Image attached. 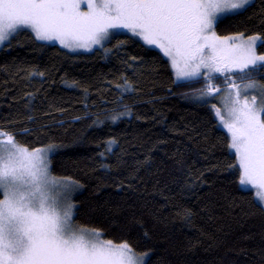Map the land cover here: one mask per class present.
<instances>
[{"label":"trees","instance_id":"16d2710c","mask_svg":"<svg viewBox=\"0 0 264 264\" xmlns=\"http://www.w3.org/2000/svg\"><path fill=\"white\" fill-rule=\"evenodd\" d=\"M252 4L216 32L264 41V0ZM115 44L72 53L17 36L0 49V127L29 147L52 144V175L76 185L74 221L127 240L149 264H264V211L229 167L227 132L193 99L201 85L178 87L167 58L142 41ZM122 77L136 91L121 100ZM123 104L131 116L107 118Z\"/></svg>","mask_w":264,"mask_h":264},{"label":"snow or ice","instance_id":"6c2138e0","mask_svg":"<svg viewBox=\"0 0 264 264\" xmlns=\"http://www.w3.org/2000/svg\"><path fill=\"white\" fill-rule=\"evenodd\" d=\"M252 6V0H0V48L27 33L42 47L58 42L71 52L96 48L107 55L113 41L116 47L129 40L142 41L148 54L158 49L178 87L201 85L193 99L226 129L237 161L229 167L264 211V83L255 79L264 73V53L257 52L262 37L216 32ZM122 80L116 84L121 100L136 91ZM122 108L107 118L131 116L128 105ZM114 144L110 140L107 150ZM53 149L29 147L0 127V264H149L148 254H137L127 240L104 238L100 229L73 220V183L52 175Z\"/></svg>","mask_w":264,"mask_h":264},{"label":"rangeland","instance_id":"374dc122","mask_svg":"<svg viewBox=\"0 0 264 264\" xmlns=\"http://www.w3.org/2000/svg\"><path fill=\"white\" fill-rule=\"evenodd\" d=\"M253 1L254 0H252V3H253ZM218 34V33H217ZM219 35V34H218ZM261 42L262 41H258L257 42V52H258V47H259V45L261 44ZM46 43V42H45ZM49 44H54V45H58V46H60L61 48H63L61 45H59V43L58 42H55V43H49ZM96 47H98V46H96ZM1 49V48H0ZM63 49H65V48H63ZM65 50H67V51H69L68 49H65ZM94 50H96V48H94ZM93 50V51H94ZM92 51V52H93ZM69 52H71V51H69ZM72 53H91V52H85L84 50H78L77 52H72ZM259 53V52H258ZM167 58V57H166ZM168 59V58H167ZM249 91H252V90H249ZM215 102V101H214ZM257 102L259 103V97L257 98ZM217 103V106L219 107L220 106V104H219V102H216ZM223 129V128H222ZM223 130H225L226 131V129H223ZM227 132V131H226ZM59 179V178H58ZM71 181V180H70ZM72 183H73V188H72V190H71V201H72V197H73V195H74V192H75V189H76V185H75V183L73 182V181H71ZM243 187V186H242ZM244 189H246V190H250V191H253L254 192V190H252L251 189V187L249 186L248 188H245V187H243ZM73 202V201H72ZM75 215V214H74ZM73 220H74V216H73Z\"/></svg>","mask_w":264,"mask_h":264}]
</instances>
